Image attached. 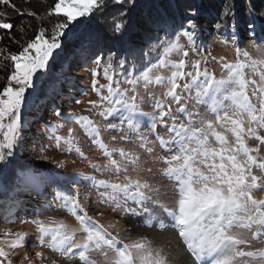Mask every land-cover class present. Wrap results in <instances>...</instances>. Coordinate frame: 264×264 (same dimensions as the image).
Instances as JSON below:
<instances>
[{"label":"snow or ice","instance_id":"1","mask_svg":"<svg viewBox=\"0 0 264 264\" xmlns=\"http://www.w3.org/2000/svg\"><path fill=\"white\" fill-rule=\"evenodd\" d=\"M27 2L29 0H25ZM136 6L137 0H56L46 15L55 14L64 19L52 27L51 39L46 38V29L41 27L18 53L4 55L6 50L0 48V66L6 70L9 65L5 61L10 60L12 68L7 83L0 89V192L6 193V199L0 203L7 205L0 219L6 223L16 222L14 210L22 203L18 194L39 197L45 194L47 186L55 185L53 201L75 218L78 227L72 228L63 220L55 219L47 223L30 222L36 226L39 246L49 248L65 260H78L79 264H264V198L254 196L255 192H264V155L261 154L264 150V59H253L240 47L242 37L234 7L225 9L215 29L225 46L231 38L235 59L228 61L223 56L219 59L211 56V52L197 42L199 26L192 17L198 13L189 9L186 23L175 29L165 22L164 35L157 36L156 41L143 50L142 64L146 67L141 71L136 62V54L141 49L130 38ZM8 9L41 19L35 11L19 8L11 0H0V30L9 35L14 25L8 22ZM106 10L115 12L109 29L111 35L77 28L84 22L81 18H91ZM17 30L23 33L24 26ZM246 31L253 47L264 55V48L260 46L264 44V24L249 20ZM181 37L186 39L187 46L180 43ZM173 54L179 59H171ZM190 54L198 58L189 62ZM209 58L220 64L219 78L209 71ZM90 59L95 65L89 70L92 91L99 100L89 101V110L99 109L96 114L103 120L117 119L119 123L101 126L89 116L72 112L64 115L59 107H54V111L58 118L75 123L106 159L103 166L90 160L88 166L100 175L107 171L116 179L111 175L97 179L82 171L67 175L54 170L45 173L39 168L21 165L17 152L23 148L26 112L35 111L39 116L50 100L64 95L61 85L66 82L70 91L74 89L75 78L66 73L74 61L80 64ZM57 60L60 67L53 71L52 63ZM189 63L191 70H186ZM100 70L107 84L98 87ZM153 70H168L170 74L153 77ZM122 83L131 87L122 88ZM141 83L146 92L150 86L166 85L162 97L148 94L152 112L142 110L144 97L137 91ZM73 99L75 97L69 95L68 103ZM190 100L207 105L214 119L196 120L194 117L199 114L190 112L187 107ZM75 103L80 104L81 100L76 99ZM174 113L183 114L186 122L177 121ZM144 125L148 133L141 130ZM158 125L166 128L167 139L157 132ZM45 128L47 138L55 141L56 149L65 153L75 151L78 159L88 160L76 129L69 128L67 136H61L56 133L63 125L50 123ZM107 131L120 133L112 137L113 143L135 142L148 159L142 162L138 152L110 147L102 135ZM149 135L155 137V142ZM249 141L256 143L252 146ZM156 142L169 155H157ZM149 161L166 165L159 171L174 185L172 207L154 199L151 195L154 186L140 177L141 171L152 172ZM63 166L64 161L56 164L57 168ZM129 167L137 173L135 177L128 175ZM69 182L95 188L97 202L112 212L120 210L122 215L139 217L143 225L153 231L174 232L183 250L173 255L170 242L157 243L143 234L133 236L129 228L124 229L128 241L124 242L119 232L114 235L108 231L118 221L105 227L95 220L81 204L78 188L75 194H69ZM157 208L163 215L155 211ZM103 214L98 212V215ZM244 231L250 236L244 237ZM78 234H83L82 239H77ZM27 244V233L6 229L0 234V264H13L16 250ZM184 252L190 260L182 262ZM36 259L47 257L38 252ZM20 264H33L27 251ZM50 264L57 261L54 259Z\"/></svg>","mask_w":264,"mask_h":264},{"label":"rangeland","instance_id":"2","mask_svg":"<svg viewBox=\"0 0 264 264\" xmlns=\"http://www.w3.org/2000/svg\"><path fill=\"white\" fill-rule=\"evenodd\" d=\"M82 19V18H81ZM194 19L197 21L199 26V39L198 43H202L204 47L211 52V56L216 57L219 59V57L223 56L228 61H234L235 59V50L231 46L232 41L231 38H228V44L225 46L224 43L221 42L222 37L217 34V31L215 29V24L219 21V18L214 14L206 13L201 15H196ZM254 21L260 25L264 24V12L260 14L259 16L255 17ZM238 24V32L240 33L242 37V41L240 44V47L247 50L249 54L252 56L253 59H264V55H262L260 52L256 50V48L253 47L251 39L247 35V24L248 22L244 21L242 18L238 17L237 20ZM223 33L224 31L221 30ZM51 39V38H47ZM180 43L187 46V41L183 37L180 39ZM258 43H260L258 41ZM261 48H264V44L260 45ZM31 51V50H30ZM34 55V53H32ZM198 57L195 55H191L187 58L190 62L191 60L197 59ZM171 59L178 60L179 57L173 54L171 56ZM95 65L90 62L84 67L81 68H75L71 67L68 71L69 77L75 78V87L76 89L82 90L77 91L76 89H72L70 91L69 87H66L67 85L63 84L61 85V90L64 93L63 96H55V98L52 100V102H55L56 107H59L64 115H67L69 112L76 113L78 115H84L89 116L91 119L95 120L98 124L103 126L105 123H119L117 119H110L108 121L103 120L99 115L96 113L99 111V109L95 110H89L90 105L89 101H98L99 97L92 91V76L91 72L89 71L91 68H93ZM207 67L209 71L213 72L217 78L221 75V66L216 61H213L209 58V63L207 64ZM76 69V70H75ZM186 70H191L190 63L189 67ZM168 70H153L152 76L155 77L156 75H163L167 76L169 75ZM116 79H119L120 77H115ZM98 79V87L101 84H107V81L103 78L102 70H100V75L97 77ZM258 79V78H257ZM13 87H16L17 85L13 84ZM122 88H130L131 85L128 84H121ZM165 86H150L147 92L145 91L143 84L141 83L137 91L141 96L144 97V103L142 104V110L145 112H152V101L148 98V94L151 93L154 96L162 97L163 92L165 91ZM106 90H105V93ZM69 95H73L75 99L71 101V103H68V97ZM192 95H195L193 92ZM79 99L81 100L80 104H76L75 100ZM50 102H48L49 106ZM47 106L43 109L42 113L36 117L32 118V121L30 124L25 125V128L23 130V148L18 150L17 156L20 161L27 162L29 166L33 168H39L43 172H47V170H54L55 172L60 173L61 175H67V174H75L77 172H84L86 175H95L97 179H107L111 175V178L113 180L116 179L115 175H112L108 173L107 171L104 172L103 175H100L96 173L91 167H89V160L95 163L100 164L103 166L106 163V159L102 157L101 153L94 148V146L91 144V142L84 136L83 132L80 131V129L77 127V125L71 121H63L59 119L55 111L48 109ZM190 112L198 113V116H195L194 118L196 120H199L201 118H211L214 119V116H211L208 112L207 105L204 104H197L195 100H190L187 105ZM177 117V121H185V117L181 113H174ZM36 120L38 122L36 123ZM186 122V121H185ZM39 123L42 124V126L50 124V123H57L63 125V128L58 130L56 134L61 136H67L68 129L74 128L76 129V135L77 139L79 141L81 149L84 151L85 155L88 157V160H80L77 158V155L75 151L70 153L62 152L54 147L55 141L49 140L47 138V130L42 129L40 131L36 130L35 128H41ZM168 123H171V121H168ZM36 124V125H35ZM143 132L148 133L147 125H144L141 129ZM157 132L163 136L165 139L168 138L169 133L167 132L166 128L163 126L158 125ZM103 139L105 143L109 144L110 147H123L126 150H132L135 152H138L141 155V160L148 159L143 152L140 151L137 144L135 142L132 143H113L112 137L116 136L118 137L120 133L114 132V131H107L103 132ZM133 141H135V135H132ZM149 139L153 140L155 142V137L152 135H149ZM255 141H249V144L254 146ZM41 145H45L44 148H41ZM64 145H61V148H63ZM155 153L157 155H169V153L162 151L159 147L158 142L155 144ZM43 154V155H42ZM262 155H264V150H262ZM44 157H47V159H44ZM119 159V157H116ZM64 161L63 167H56L57 162ZM148 167L152 168V172L149 173L147 171H141L139 173L140 177L142 179H147L153 186L154 190L151 193L154 199L158 198L159 202L161 204L167 205L168 207H172V205L175 202L174 197V185L166 178L163 177L160 174L159 169L166 167L163 163H151L149 161ZM128 175L135 177L137 173L133 172L131 170V167H129ZM121 180L123 179V176L121 175ZM67 188L69 190V194H75L77 188L80 193V202L85 206V208L88 210L89 215H91L95 220H98L101 224H104L105 227L108 226L110 222L118 221V223H115L114 227L109 228L108 231L112 232L114 235L119 232L121 239H124V242H128L127 239H125L126 233L124 232L125 228H129L132 230V235L136 236L137 234H143L148 236L150 239H152L151 234H158L160 235L158 239L155 241L157 243H171V250L172 254L174 252H181L183 250V245L179 241L178 235L175 234L172 231L168 232H158L153 231L152 229L146 227L143 225V220L139 217H133V216H125L121 214L120 210H117L116 212H112L110 209L104 208L102 205H100L98 201V196L95 188L87 187L84 185H73L72 183L67 184ZM157 190H159V195L157 197ZM45 194L40 195L39 197L35 194H27L23 193L21 197L23 198V202L21 203L19 207V211L15 212L14 214H18L14 216L15 223H6L3 222L0 219V234H2L6 229H10L11 231H22L28 234V244L25 248H19L16 250L17 255L13 257V264H20V260L23 257V254L25 251H27L30 255V258L33 260V264H50V261L56 260L57 264H79L78 260H65L57 253H54L47 247H41L39 246L37 242V236L38 233L36 231L35 224L31 223L30 221L39 220L48 222L50 219L55 220H63L65 223H67L72 228H77L78 225L75 221V218L69 215L65 210L59 209L57 207L56 202L53 201V197L56 195V192L53 188H49L47 186L44 189ZM87 196L88 200H85L84 197ZM254 196L256 198L261 199L264 198V192H255ZM51 204V208H45L42 207L44 205ZM130 206H132L130 204ZM151 207V205H149ZM103 212V215H98V212ZM155 211L161 215L163 213L159 208L155 209ZM39 213V214H37ZM27 221V222H22ZM242 235L244 237H249L250 233L247 231L242 232ZM83 234H78L77 239H82ZM176 239V241L174 239ZM47 242V241H46ZM35 245V246H32ZM179 245V247H178ZM262 246V245H257ZM6 251L8 249H5ZM43 253L47 259L44 260H38L36 259V253ZM187 254L186 252H184ZM111 255V253H110ZM188 255V254H187ZM190 259V257L188 256Z\"/></svg>","mask_w":264,"mask_h":264},{"label":"trees","instance_id":"3","mask_svg":"<svg viewBox=\"0 0 264 264\" xmlns=\"http://www.w3.org/2000/svg\"><path fill=\"white\" fill-rule=\"evenodd\" d=\"M11 2L19 8H28L35 11L41 19L37 20L36 17H30L26 14H15L12 9H8V22L13 23L14 28L10 30V35L7 31L0 30V38H2L0 39V48L6 50L4 55H7L8 53H18L21 50L22 45H26L28 41L34 39L36 33L41 27L46 29V38H51L52 27L64 19V17H58L55 14L52 16L46 15L48 9L54 6L56 0H29L27 3H25V0H11ZM231 7H234L235 9L236 20L240 17L246 22L249 20L254 21L255 17L264 12V0H137L136 9L133 12L134 27L130 32V38L141 49V51L136 54V62L140 65V70L142 71L143 68L146 67V65L142 64L143 50L146 49L150 43L155 42L157 36L164 35L162 29L165 22H169L173 28L179 29L182 24L186 23L189 9H195L199 15L203 13L214 14V16L216 15L220 21L225 9ZM250 12L252 15H249ZM114 15L115 12L110 10H106L104 13L97 12L91 18H82L84 22L78 24L77 28L83 32H87L91 29L102 31L106 35H111L109 29L112 25V17ZM192 18L194 19V17ZM21 25L24 26L23 33L17 30ZM221 30L224 31V29ZM173 35H175V33H173ZM97 54L99 55L100 53ZM106 54L107 53H104V55ZM90 62H92L91 59L87 63L80 64H77L74 61L71 67L81 68ZM152 62L155 63V58ZM5 64L9 65V67L5 70L3 66H0V89L5 86L7 83V76L12 71V68L10 67L11 61H5ZM59 67V60L52 63L53 71ZM66 75H69L68 72ZM65 85H67L66 87H69L67 82ZM74 89H76V87H74ZM49 102L50 104L47 108L49 107L48 109L54 111V107H56L55 102H52V100ZM25 116L27 120L26 125H28L32 121V118L36 117V112H26ZM37 122L38 120H36V123ZM38 126L41 127L35 128L38 131L46 129L45 125L42 126L41 123H39ZM19 163L21 165H28L27 162L20 160ZM49 188L55 190V185H49ZM22 194L23 193L18 194V197H21ZM5 199L6 193L0 192V201ZM19 199L22 202L24 201L23 198ZM6 211L7 205L0 203V217H2ZM17 211H19V208L15 209L14 213ZM16 215L18 214H14V216ZM1 220L3 221V219Z\"/></svg>","mask_w":264,"mask_h":264},{"label":"bare ground","instance_id":"4","mask_svg":"<svg viewBox=\"0 0 264 264\" xmlns=\"http://www.w3.org/2000/svg\"><path fill=\"white\" fill-rule=\"evenodd\" d=\"M160 235H158V234H151V237H152V239L153 240H156V239H158V237H159ZM174 239V238H173ZM175 241H176V239H174ZM177 252H174V254H176ZM190 260L189 258H188V255L187 254H183L182 256H181V261L183 262L184 260Z\"/></svg>","mask_w":264,"mask_h":264}]
</instances>
